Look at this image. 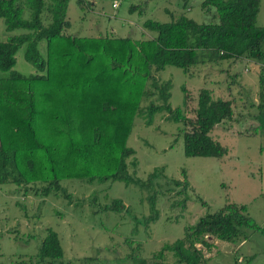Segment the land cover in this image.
I'll use <instances>...</instances> for the list:
<instances>
[{
  "label": "trees",
  "instance_id": "trees-1",
  "mask_svg": "<svg viewBox=\"0 0 264 264\" xmlns=\"http://www.w3.org/2000/svg\"><path fill=\"white\" fill-rule=\"evenodd\" d=\"M68 1L24 0L18 4V0H0L5 31H26L0 42V72L9 73L0 78V186L13 185L23 195L32 190L34 196L46 198L64 192L62 180L135 184L128 174L129 166L136 167L134 159L128 162L134 151L126 141L137 114L145 117L146 126L158 113L179 124L177 137L182 140L185 157L221 159L227 154L209 134L221 122L231 121L230 101L212 99L210 91L202 88L197 93L194 117L189 119L183 112L190 99L187 90L180 88L182 106L171 109L170 83H158L153 73L169 66L186 74L198 65L229 60L263 63L264 27L255 25L260 0H202L201 9H212L214 22L197 24L184 16L167 23L145 20L141 28L154 36L140 41L64 34ZM39 41L45 42L44 60L37 50ZM22 45L23 58L33 67L34 75L12 71L15 52ZM258 88L262 101L264 73L258 76ZM152 97L160 103L150 100L139 108L142 99ZM161 171L154 169L143 185L150 184ZM169 186L179 189L175 196L184 195L188 182L183 176L182 181L170 180ZM146 202L149 214L139 222L145 229L158 219L155 196ZM184 202L182 199L170 207L184 208ZM121 209V202L113 200L103 210L119 213ZM244 230L264 237V229L248 216L245 206L226 203L184 227L179 239L162 245L149 260L131 256L132 264H166V254L176 264H206L196 245L209 250L211 238L240 243L245 240ZM62 256L57 234L46 229L34 264H63Z\"/></svg>",
  "mask_w": 264,
  "mask_h": 264
},
{
  "label": "rangeland",
  "instance_id": "rangeland-1",
  "mask_svg": "<svg viewBox=\"0 0 264 264\" xmlns=\"http://www.w3.org/2000/svg\"><path fill=\"white\" fill-rule=\"evenodd\" d=\"M201 2L69 0L65 15L68 26L63 33L78 38L146 40L154 34L141 28L145 20L167 23L184 16L197 24L214 22L213 10H202ZM131 8L134 9L130 12ZM23 18H28L26 10ZM43 23L46 24L44 20ZM255 25L264 27V0H260ZM25 33L22 29L6 32L0 20V42ZM37 50L44 60V41L38 42ZM23 53L24 45L15 52L12 71L22 76L34 75ZM261 73L264 62L250 60L205 63L190 68L186 74L169 66L153 73L158 83L169 81L171 109L182 106L180 88L187 90L190 99L183 112L189 119L194 117L197 93L202 88L210 91L212 99L230 101L231 121L221 122L209 134L227 149V154L221 159L185 157L182 140L177 137L179 124L166 121V115L158 113L152 117L150 126H146L145 117L137 114L126 141V146L134 151L128 162L134 159L136 167L129 166L128 174L135 184L62 180L60 187L64 192L46 198L34 196L32 190L23 195L13 185L0 186V264H34L46 229L58 236L63 264H132L131 256L149 260L162 245L179 239L184 227L226 203L245 206L248 216L264 229V107L257 108L264 105V93L262 101L258 93ZM8 74L0 72V78ZM150 100L160 103L155 97L142 99L139 108H144ZM159 168L160 174L150 184L143 185L146 177ZM183 176L188 182L186 192L175 196L179 189L168 187V183L182 181ZM152 195L158 219L145 229L139 222L149 214L146 200ZM182 199H185L184 208L170 207ZM113 200H119L123 206L119 213L103 210ZM244 234L245 240L240 243L227 244L211 238L209 250L200 245L196 248L206 264H264V237L249 230H244ZM164 261L176 264L170 254L165 255Z\"/></svg>",
  "mask_w": 264,
  "mask_h": 264
}]
</instances>
